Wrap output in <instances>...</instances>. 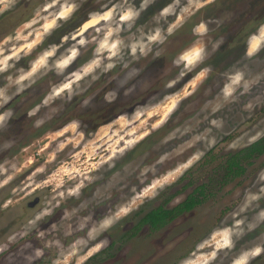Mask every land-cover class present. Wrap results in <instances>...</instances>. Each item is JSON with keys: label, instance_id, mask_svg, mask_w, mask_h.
<instances>
[{"label": "rangeland", "instance_id": "374dc122", "mask_svg": "<svg viewBox=\"0 0 264 264\" xmlns=\"http://www.w3.org/2000/svg\"><path fill=\"white\" fill-rule=\"evenodd\" d=\"M71 4L78 7L67 22L58 20L61 27L51 35L44 34L30 51L24 48L43 33L46 22ZM140 4L141 0H0V58L17 52L8 61L12 67L0 73V89L11 96L0 106V113H12L6 127L0 129V212L15 210L6 213L8 217L16 211L23 214L27 201L40 198L33 211L17 219V229L0 240V264H180L215 250L212 233L233 225V213H239L246 193L260 194L261 199L235 219L253 222L264 210L262 155L241 176L215 185L201 204L164 226L152 229L148 223L140 224L150 211L172 209L209 181L212 170L203 171L201 163L210 151L218 163L264 136V36L258 32L264 25V0H155L131 29L121 25L119 33L125 44L142 38L150 49L147 55L137 52L133 56L127 47L112 60L105 53L103 64L114 63V68L107 72L96 69L72 85L70 98L65 91L44 103L54 88L67 82L73 72H82L94 58L96 42L81 47L79 36L71 39L89 13L114 8V27L125 9H138ZM170 4L174 12L159 18L160 10ZM201 21L209 28L203 38L193 33ZM173 25L177 26L173 35L163 44L147 40L156 28L166 35ZM104 26L101 21L88 28L84 38H102L103 31L97 33L96 28ZM65 35L69 39L62 42ZM252 36L257 39L250 40ZM201 39L210 53L216 41L223 39V43L181 76L182 67L173 60ZM53 44L59 47L49 65L67 55L73 45L80 54L63 74L41 68L33 77L35 82L26 81L31 86L17 92L14 81L21 70H30ZM250 44L260 45L251 57L246 54ZM205 67L212 71L201 81L197 76ZM236 72H242L244 79L226 101L222 89ZM127 89L133 90L126 96ZM112 90L118 98L106 103L105 93ZM85 100H90L87 107L83 106ZM37 106L38 111L29 117V110ZM38 120L43 121L39 127ZM74 120L81 122L79 128L70 126ZM212 120L222 121V125L214 127ZM198 153H203L199 161L183 170L178 179L169 177ZM203 163L207 167L208 158ZM156 181L164 184L163 188L157 185L158 195L144 197L143 190ZM77 184L84 185L79 196H68ZM121 205H129L133 211L96 239H88L89 230ZM49 208L51 215L43 216L36 225L29 223ZM41 231L42 237L38 235ZM105 239L106 246L84 259ZM233 239L235 246L219 250L212 264H232L241 252L264 246V222ZM202 243L205 246L198 248ZM37 249L43 253L39 257ZM250 264H264V253Z\"/></svg>", "mask_w": 264, "mask_h": 264}, {"label": "clouds", "instance_id": "9594fccd", "mask_svg": "<svg viewBox=\"0 0 264 264\" xmlns=\"http://www.w3.org/2000/svg\"><path fill=\"white\" fill-rule=\"evenodd\" d=\"M178 3V0H176ZM209 3L212 2V0H208ZM155 3V0H141V4L139 8L134 7H128L125 9L118 17V21H115V26L113 27L112 24L114 23V12L115 9H109L107 11L103 12H91L89 13V19L83 24V26L79 29V31L71 36L72 40H76V37L79 36L80 39L77 41V44L81 47L86 46L90 42H96L97 47L94 50V58L91 59L88 64L83 68L82 72H73L71 74V78L67 80V82L62 83L59 87H56L52 90L50 96L45 99L44 103L47 104L48 101L54 97L61 96L62 93L67 91L69 93V98L72 95V85L81 78L86 75L93 73L96 69H101L104 72H107L115 67L114 63H107L106 65L103 64L102 55L107 54V58L109 60H112L113 58L119 57L122 53V50L127 47L130 51V53L135 56L137 52H139L141 55H147V52L150 50L148 48V45L144 43L143 39H136L133 40L129 44H125V41L120 37L119 33L122 31L121 25H125L128 29H131V27L134 25L136 20L139 19L142 12L147 11V9ZM76 4H71L68 7H65L62 11L58 13V15L48 22H46L43 26V33L37 36V39L33 41L32 43L26 44L24 46L25 49L30 51L33 46L37 43H40L43 35H51V32L59 27H61V24H58V20H63L67 22V20L70 18V15L77 9ZM174 12L173 5H167L163 7L158 16L159 18L166 17ZM101 21L105 22L104 28H96V32L100 33L103 31V36L100 39H97L96 37H92V41H89L84 38L83 33L90 27H93L97 24H99ZM209 22H216L218 21H209ZM27 26V25H26ZM177 27L176 25H173L172 27H169L167 29V34H163L159 28H156L153 32V34L149 35L147 37V40L149 42L153 43H161L163 44L167 36L173 35L174 28ZM209 28L208 23L201 21L199 24H197L193 28V33L197 37L203 38L208 35ZM259 35L264 36V25H261L259 30ZM69 39V36L65 35L62 37V42L67 41ZM256 36L250 37V40H256ZM223 43V39L216 41L212 46V53H214L216 50L219 49L220 45ZM58 45H50V47L45 50L42 55H40L33 63L27 72H24L21 70V73L16 77L14 83L17 85V92L23 91L24 88L30 87L31 83H34L33 77L37 73V71L41 68H48L49 70L53 69L56 71L58 75L63 74L65 69L68 68V66L78 57L79 49L73 45L70 49H68V54L65 56H62L60 59L56 60L54 64L49 65V58L53 57L55 53L58 50ZM260 50L259 44H250L247 55L249 57L253 56ZM19 51V50H17ZM210 53L205 44L203 43V40L201 39L199 43L194 44L193 46L181 51L177 54L176 58L173 60V64L177 67H182V71L180 73L181 76L185 74L186 71H191L194 67H196L199 64H202L208 57L212 54ZM0 55H2V52H0ZM17 56V52L14 51L12 53V56H3V58H0V73H3L7 71L12 65L8 63L12 57ZM18 58V57H17ZM212 71L211 67H205L201 69L198 73L197 79L203 80L206 79L208 74ZM98 77L93 76V79H97ZM11 79V78H9ZM229 83L224 86L222 89V95L226 101H229L235 94L238 87L241 86V82L244 79V75L242 72H236L233 75H230L228 77ZM26 81H31V83L25 84ZM171 86V85H169ZM245 91H247V85H244ZM133 89H127L124 93V95H129ZM118 98V94L115 90L109 91L105 93L104 101L106 103H114L116 99ZM11 99V96L6 94L5 89H0V106H3L4 104L8 103ZM90 103V100H85L83 102V106L87 107ZM38 107L29 110L28 116L31 117L35 115L36 111H38ZM176 107V105H173V109ZM218 110V109H215ZM214 110V111H215ZM12 113L6 112V113H0V129L6 127V123L8 120L11 119ZM120 119H124V116H121ZM43 121H36V126L39 127ZM80 121H72L71 127L73 128H79L80 127ZM211 125L214 127H220L222 125V121L212 120L210 121ZM215 141L210 140L209 144H213ZM133 142H129V146H131ZM203 153H198L193 155L186 164L182 165L181 168L176 169L175 174L169 173V177L174 181L175 179L179 178V175L182 174L183 170H187V168L191 167L193 164L199 161ZM42 169H38L37 171H41ZM261 178L264 179V173L261 174ZM91 179V178H89ZM168 181V177L165 178V182ZM7 181H5L6 183ZM157 185H159L160 188H163L164 184L160 181H156L151 188H145L143 190L142 195L144 197H152L154 198L156 195H158V192L155 191ZM2 186V185H0ZM83 184H77L76 187L70 189L67 193L68 196H79V190L82 188ZM261 192H264V189H261ZM261 199L260 194L256 193H246L245 195V202L240 207L239 213H233L234 217V223L231 227H224L220 229L214 230L212 233V239H214L215 242V250L211 253L204 254L201 257H198L196 260L192 259L191 257L186 258L180 262V264H212V261H214L217 257V252L219 250L223 249H232L235 246V240L241 238L245 234V229L247 231H252L255 229L258 223L264 222V210H261L257 216L254 218L253 222H247L246 220L241 219H235L236 216H238L240 213L246 211L253 202L258 201ZM75 211V210H74ZM133 211V208L129 205H121L117 211L113 212L111 215L104 216L96 225H94L88 232V239L94 240L97 236H99L101 233L107 231L115 223H117L120 219L123 217L129 215ZM52 209H46L43 213L39 214L34 220L30 221L29 223L31 225H36L37 221L43 218V216L51 215ZM67 215V213L65 214ZM86 219H91V217H88ZM83 224L80 225L81 228H83ZM55 227V226H53ZM39 236H43L44 232L41 231L38 233ZM107 244V239L100 241V243H97L87 254L84 259H87L92 254L99 252L104 246ZM205 245L202 243L198 245V248H203ZM262 253H264V246L256 245L255 247L251 248L250 250H245L241 252V254L235 258L232 262V264H250V261L252 259H255L256 257L260 256ZM43 253L41 250L37 249L35 252V255L37 257L41 256Z\"/></svg>", "mask_w": 264, "mask_h": 264}, {"label": "trees", "instance_id": "16d2710c", "mask_svg": "<svg viewBox=\"0 0 264 264\" xmlns=\"http://www.w3.org/2000/svg\"><path fill=\"white\" fill-rule=\"evenodd\" d=\"M262 155H264V136L235 153L225 155L218 163L214 162L218 157L210 151L206 155L211 157L209 162L212 164V175L209 181L198 186L184 201L172 209L164 210L162 207H158L150 211L140 220V224L148 223L152 229L164 226L168 221L201 204L203 198L209 194V189L215 185H225L228 181L241 176L246 167Z\"/></svg>", "mask_w": 264, "mask_h": 264}, {"label": "flooded vegetation", "instance_id": "af4514ba", "mask_svg": "<svg viewBox=\"0 0 264 264\" xmlns=\"http://www.w3.org/2000/svg\"><path fill=\"white\" fill-rule=\"evenodd\" d=\"M233 153H235V152H233ZM206 155L204 156V158L205 157L208 158V164L206 165L207 167H205V163H203V161H204V158H203L202 159V163H201V165H202V168L201 169L203 171H205V170H208L209 171V170L212 169V164L209 162V160L211 159V157L210 156H206ZM211 175H212V171H211ZM185 199L186 198H184L182 201H184ZM39 202H40V198L38 196L33 197V199L30 202L27 201L26 202V206H27L26 208H27V210L23 214H25L26 212L30 213L29 210L30 211L31 210L33 211V209L36 208V206L39 204ZM10 211H15V210H7L4 213L3 212H0V240L3 239V238H5V235H7L8 233L10 234L13 231H15V229H17V222L16 221H17L18 218L21 219V216L23 215L22 212L19 213V212L16 211L10 217H8V215L6 213H8Z\"/></svg>", "mask_w": 264, "mask_h": 264}]
</instances>
